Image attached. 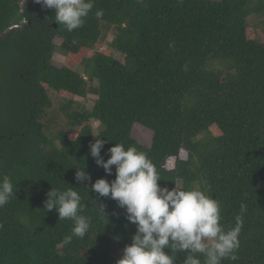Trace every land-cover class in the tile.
I'll return each mask as SVG.
<instances>
[{"label": "trees", "instance_id": "16d2710c", "mask_svg": "<svg viewBox=\"0 0 264 264\" xmlns=\"http://www.w3.org/2000/svg\"><path fill=\"white\" fill-rule=\"evenodd\" d=\"M262 13L264 0H94L69 32L35 0H0V180L16 192L0 208V264H117L137 229L117 201L91 190L116 178L91 156L95 139L105 161L115 144L135 147L161 188L218 200L225 231L240 217L239 258L221 264H264V42L249 22ZM50 91L63 97L56 116ZM136 125L153 133L150 147L134 138ZM77 171L91 180L77 181ZM69 187L90 230L65 244L73 221L45 202ZM187 255L172 252L175 264Z\"/></svg>", "mask_w": 264, "mask_h": 264}, {"label": "clouds", "instance_id": "9594fccd", "mask_svg": "<svg viewBox=\"0 0 264 264\" xmlns=\"http://www.w3.org/2000/svg\"><path fill=\"white\" fill-rule=\"evenodd\" d=\"M45 9L54 10L55 23L64 25L71 32L82 28L94 7V0H35ZM103 10L95 16L102 18ZM170 47H174L170 45ZM187 70V65H185ZM103 139H95L90 154L96 164L113 174L115 179H98L91 190L99 197H110L126 210V219L136 225L132 243L123 251L117 264H175L172 252L187 251L183 264H202L197 253L204 257L203 264H221L222 260H238L242 223L237 217L235 227L225 231L220 223L221 205L218 200L202 190H172L161 188L156 165L135 147L125 150L123 144L109 149L107 161L101 156ZM77 181L91 180L86 171L76 173ZM69 187L65 191L53 189L45 202L47 211L55 210L59 219L73 221L72 234L64 239L70 244L73 237L83 239L90 230V219L81 215L85 206L80 194ZM16 195L14 185L7 176L0 180V208ZM243 207V206H242ZM100 213L106 215L101 205ZM107 216V215H106ZM165 250H170L169 255Z\"/></svg>", "mask_w": 264, "mask_h": 264}, {"label": "rangeland", "instance_id": "374dc122", "mask_svg": "<svg viewBox=\"0 0 264 264\" xmlns=\"http://www.w3.org/2000/svg\"><path fill=\"white\" fill-rule=\"evenodd\" d=\"M212 1H220V0H212ZM264 20V13H262L257 19L254 16H251L249 18V22L251 25V30H252V35L255 39L264 42V32L262 31V28L260 27L261 21ZM113 39L112 34H110L107 38V41L111 42ZM102 49L108 50L110 49L109 46L107 44H104L102 46ZM115 57L120 60L122 63H124V58L123 56H121L119 53H115ZM65 62V57L64 55L60 54V53H56L53 59V64L57 67H62L64 65ZM77 71H80L79 68L76 69ZM49 95L53 101V106L52 109L50 111V114L53 116H56L57 114V110L60 107L61 103L63 102V97L55 92L50 91ZM93 96H89L88 99L86 101H83V99L81 98H75V100L77 101H83L85 103V105L90 108L93 105V101H94ZM63 124V121L61 119H57V125L53 126L54 130H57L58 128H60V125ZM98 124H95V127H97ZM133 136L134 138L141 144L144 145L146 147H150L152 144V136L153 133L146 129L145 127L141 126V125H136L133 129ZM123 257V251L119 252L116 255V259H121Z\"/></svg>", "mask_w": 264, "mask_h": 264}, {"label": "water", "instance_id": "95a60500", "mask_svg": "<svg viewBox=\"0 0 264 264\" xmlns=\"http://www.w3.org/2000/svg\"><path fill=\"white\" fill-rule=\"evenodd\" d=\"M55 28L57 27V25L55 24V25H53Z\"/></svg>", "mask_w": 264, "mask_h": 264}]
</instances>
